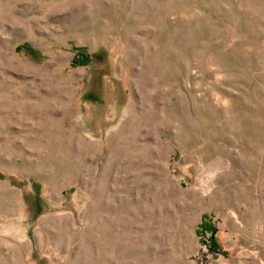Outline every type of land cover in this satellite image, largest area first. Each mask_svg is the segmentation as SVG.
Here are the masks:
<instances>
[{
    "label": "rangeland",
    "instance_id": "1",
    "mask_svg": "<svg viewBox=\"0 0 264 264\" xmlns=\"http://www.w3.org/2000/svg\"><path fill=\"white\" fill-rule=\"evenodd\" d=\"M0 264H264V0H0Z\"/></svg>",
    "mask_w": 264,
    "mask_h": 264
},
{
    "label": "trees",
    "instance_id": "2",
    "mask_svg": "<svg viewBox=\"0 0 264 264\" xmlns=\"http://www.w3.org/2000/svg\"><path fill=\"white\" fill-rule=\"evenodd\" d=\"M78 51L74 58L75 64L86 65L89 62V55L80 52L82 48H76ZM197 233L201 235V242L209 249L214 250L216 253L226 254L220 251L219 245L216 241L215 233L216 228L210 223V219L206 214L202 216L200 223L197 226Z\"/></svg>",
    "mask_w": 264,
    "mask_h": 264
}]
</instances>
